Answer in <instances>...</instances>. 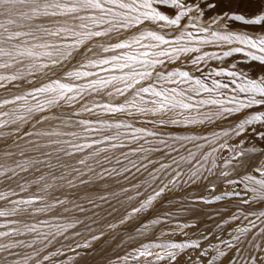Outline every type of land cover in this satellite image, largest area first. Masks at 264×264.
<instances>
[{
    "label": "snow or ice",
    "instance_id": "1",
    "mask_svg": "<svg viewBox=\"0 0 264 264\" xmlns=\"http://www.w3.org/2000/svg\"><path fill=\"white\" fill-rule=\"evenodd\" d=\"M9 84L0 264H89L103 204L132 222L114 264H264V0H0Z\"/></svg>",
    "mask_w": 264,
    "mask_h": 264
},
{
    "label": "bare ground",
    "instance_id": "2",
    "mask_svg": "<svg viewBox=\"0 0 264 264\" xmlns=\"http://www.w3.org/2000/svg\"><path fill=\"white\" fill-rule=\"evenodd\" d=\"M19 89L12 87L11 84L7 85L6 87H0V101L6 100V99H11L13 94H18L19 93ZM13 108L12 105H7V106H0V111H10ZM55 130V129H53ZM4 131H7V129H4ZM17 143L23 145V141H17ZM5 151H12V152H17L19 151V149H17L13 144H12V138L9 137L6 140H0V164H11V160H9L8 158L4 157L3 153ZM31 155L35 156L34 153H32ZM12 160H20L21 158L17 155L11 158ZM25 179H31V176L26 174V173H22L21 174ZM102 183H108L109 185H112V188L109 190H112L114 188H116L117 186L113 184V181L111 180H107V181H102L100 182ZM5 184H7V182H5ZM6 191L5 185L4 184H0V192ZM96 194H103L102 191L100 190L99 185H97L95 188H89L87 186H81L78 187L76 189H68V190H64L63 192L60 193H54V195H65L67 193H72V196L75 195V198L79 197V196H84V195H92L93 193ZM74 194V195H73ZM68 195V194H67ZM70 196V197H72ZM177 198H179L180 194L177 193L176 194ZM18 198V197H13V199ZM74 198V197H73ZM71 199V198H70ZM231 200V198H226V201ZM81 203H84L85 207H91L90 205H87L85 201H80ZM97 203H100V201H97ZM223 202H215L214 205L212 206H208V207H204L203 211L205 212H209L211 213L212 208H219L222 206ZM111 204L117 208H119V205L116 204V201L113 200L111 201ZM5 202L4 201H0V207H4ZM179 205H173V210L175 208H178ZM93 211H97L99 213V217H93L94 220H97L96 224H91V221L85 219V217L87 216H92V212H87V213H75V215H77L79 218L81 219H85V224H91V227L96 230V234L99 233V231H104L105 235L103 237H101L98 241L94 242L92 249L88 250V255H87V260L89 261V264H105L104 262L106 261H115L117 256H122L124 254V252L130 250L126 245L123 247H117V245H119L121 243V241L124 239L126 233L128 232V229L131 225V221L126 222L123 225H120L118 223L119 219L122 218L123 215V210L121 209L120 211L113 213L112 215H108V211H111L110 207L108 204H103L102 207L100 209H93ZM40 218H44V217H40ZM202 219L204 220V223L210 226V222L207 220L206 217H202ZM188 220V217L185 216H181L180 217V222H186ZM6 221V218L4 217H0V225H3ZM109 224H117L116 228H109L108 225ZM138 226V225H137ZM194 229L193 228H189ZM0 230H7L5 228H0ZM166 230V229H165ZM75 231H83V226H78L77 229H75ZM189 231V230H188ZM192 232V231H191ZM88 233L84 232L83 235V239H87L88 238ZM157 235H159V233L157 232ZM80 239V242L83 243V239ZM163 239L165 240H175L176 242H179V240L181 239V236L179 233H177L174 237L173 236H166ZM0 242H6L3 240V238H0ZM68 243L67 241H63L62 238H58V240L54 243V245L49 248V251H54L55 248L60 246V243ZM73 247H75V244H73ZM20 251L23 254H29V250L27 249H20ZM79 251V250H77ZM187 251V250H186ZM64 256L60 257V259H67V257L69 255H73V253L68 252L67 249H64ZM187 255L186 253H184L181 257V259L186 258ZM142 262V261H141Z\"/></svg>",
    "mask_w": 264,
    "mask_h": 264
},
{
    "label": "rangeland",
    "instance_id": "3",
    "mask_svg": "<svg viewBox=\"0 0 264 264\" xmlns=\"http://www.w3.org/2000/svg\"><path fill=\"white\" fill-rule=\"evenodd\" d=\"M238 24H240L241 22H237ZM237 30H240V31H250L251 29H249V28H244V27H239ZM27 130V129H26ZM255 143H257V146L259 147V144H258V142H255ZM68 195H69V193H67ZM66 194V195H67ZM74 195V194H73ZM70 196H72V193H70ZM69 196V198H71V199H75V195L74 196H72V197H70ZM74 197V198H73ZM228 201H231V200H228ZM77 202H79V201H77ZM79 203H81V202H79ZM189 230V232H195L196 231V228H194V229H188ZM186 253V255L188 254V251H186L185 252ZM110 262H112V264H114V262L115 261H106V262H104L105 264H110ZM141 264H143V262H141Z\"/></svg>",
    "mask_w": 264,
    "mask_h": 264
}]
</instances>
